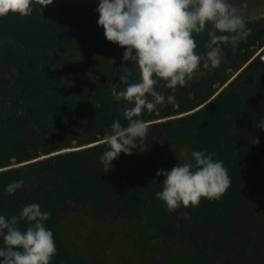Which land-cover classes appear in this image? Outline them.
Segmentation results:
<instances>
[{"label": "trees", "instance_id": "16d2710c", "mask_svg": "<svg viewBox=\"0 0 264 264\" xmlns=\"http://www.w3.org/2000/svg\"><path fill=\"white\" fill-rule=\"evenodd\" d=\"M33 2L29 16L0 17V214L16 215L32 202L49 211L45 225L57 248L51 264H99L75 257L59 230L67 213L81 211L113 222L150 213L161 238L183 244L203 260L196 264H264V131L257 127L264 118V17L245 19L251 33L235 51L224 46L219 67L174 93L161 81L157 90L175 95V105L142 113L150 122L145 149L121 153L108 170L100 141L114 120L127 124L112 89L138 80V68L79 6ZM207 40L206 32L197 35L194 51L203 53ZM124 67L129 79L120 82ZM163 137L223 160L231 184L219 200L166 210L155 197L164 179L156 172L179 161L154 144ZM21 179L9 195L5 186Z\"/></svg>", "mask_w": 264, "mask_h": 264}, {"label": "clouds", "instance_id": "9594fccd", "mask_svg": "<svg viewBox=\"0 0 264 264\" xmlns=\"http://www.w3.org/2000/svg\"><path fill=\"white\" fill-rule=\"evenodd\" d=\"M52 2L40 0L43 8ZM34 7L33 0H0V17L9 13L29 16ZM95 11L106 40L121 46L122 59L131 65L134 62L139 72L138 80L126 83L122 90L112 89L117 103L124 102L127 124L114 120L100 141L107 147L99 160L110 170L121 153L131 155L133 149H145L150 122L141 114L158 110L165 103L175 105V95L165 96L157 85L164 81L174 93L177 86L183 87L194 77L205 75L206 70L219 67L224 46L235 51L251 28L232 0H99ZM205 32L206 50L194 51L196 36ZM124 68L120 82L129 79V67ZM257 127L264 131V118ZM214 157L215 153L206 149L194 150L186 162H178L170 170H157L156 176L164 179L155 197L168 212L181 206L195 208L201 198L219 200L223 196L231 178L223 160ZM23 183L22 179L10 182L5 191L12 195ZM50 215L36 202L25 204L10 217L0 214V264H51L57 248L52 230L45 225ZM182 215L189 218L187 212ZM22 222L26 227H20Z\"/></svg>", "mask_w": 264, "mask_h": 264}, {"label": "rangeland", "instance_id": "374dc122", "mask_svg": "<svg viewBox=\"0 0 264 264\" xmlns=\"http://www.w3.org/2000/svg\"><path fill=\"white\" fill-rule=\"evenodd\" d=\"M71 6H79L87 14L98 19L95 11L99 0H66ZM233 6L246 20L264 17V0H232ZM263 50V49H261ZM260 50V52H261ZM166 158L181 163L191 158L188 143L169 138H154ZM69 249L80 260L99 264L124 262H149L164 264H196L203 261L183 244L176 245L161 238L150 213L133 222H113L92 217L89 213L69 212L59 226Z\"/></svg>", "mask_w": 264, "mask_h": 264}, {"label": "water", "instance_id": "95a60500", "mask_svg": "<svg viewBox=\"0 0 264 264\" xmlns=\"http://www.w3.org/2000/svg\"><path fill=\"white\" fill-rule=\"evenodd\" d=\"M263 58H264V56H263Z\"/></svg>", "mask_w": 264, "mask_h": 264}]
</instances>
